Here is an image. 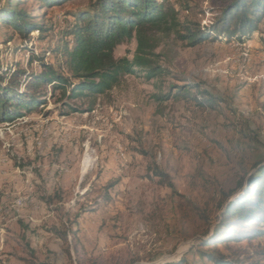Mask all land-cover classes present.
Here are the masks:
<instances>
[{"label":"rangeland","instance_id":"rangeland-1","mask_svg":"<svg viewBox=\"0 0 264 264\" xmlns=\"http://www.w3.org/2000/svg\"><path fill=\"white\" fill-rule=\"evenodd\" d=\"M226 1L168 0L181 24L200 26L215 22ZM20 7L49 30L26 38L0 24V64L40 72V58L71 78L55 50L87 0ZM156 36L161 75L138 70L75 100L42 85L44 104L0 122V264L200 261L199 240L211 238L264 161V21L242 41L220 36L189 46L174 30ZM136 48L128 40L114 54L132 59ZM182 84L216 96L214 107L175 95L156 100ZM212 246L237 263L264 264V234L201 245Z\"/></svg>","mask_w":264,"mask_h":264},{"label":"trees","instance_id":"trees-1","mask_svg":"<svg viewBox=\"0 0 264 264\" xmlns=\"http://www.w3.org/2000/svg\"><path fill=\"white\" fill-rule=\"evenodd\" d=\"M23 0H6L0 8V24L13 27L24 37L29 38L34 30H49L42 23L34 22L20 7ZM44 6H56L62 0H40ZM88 7L72 12L74 19L63 30L66 40L55 51L63 61L60 66L67 68L71 78L46 64L42 59L40 72L27 73L6 69L0 64V122L22 117L44 104L45 93L42 85L51 84L60 89L69 100L79 97H95L118 84L125 75L143 71L147 78L163 73L159 64L157 33L174 30L186 40L189 46H196L206 40L220 36L236 37L240 41L259 29L264 21V0H228L220 14L209 26L187 25L179 22V10L168 0H87ZM185 29L181 34L178 26ZM135 39L137 48L132 59L116 57L115 48L126 41ZM25 76L24 80L21 77ZM198 84H182L175 87V93L156 94L159 102L172 95L194 100L200 106L214 107L218 98L201 91ZM95 100L86 111L94 109ZM81 111V107H70ZM256 171L249 175L246 192L228 203L225 212L210 239H200L198 256L200 261L187 258L171 264H242L230 260L223 253H215L220 242L252 238L264 234V229L254 225H264V161L257 162ZM157 176L165 174L156 170ZM242 183V182H241ZM240 183V184H241ZM170 186H173L170 184ZM253 225V226H252ZM56 233L67 238L65 233ZM76 237L77 232H73Z\"/></svg>","mask_w":264,"mask_h":264},{"label":"bare ground","instance_id":"bare-ground-1","mask_svg":"<svg viewBox=\"0 0 264 264\" xmlns=\"http://www.w3.org/2000/svg\"><path fill=\"white\" fill-rule=\"evenodd\" d=\"M91 163V160L90 159H86L84 162H83V166H82V173L86 172L87 168L89 167Z\"/></svg>","mask_w":264,"mask_h":264}]
</instances>
